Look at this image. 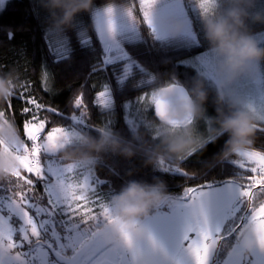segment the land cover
<instances>
[{
	"label": "snow or ice",
	"instance_id": "1",
	"mask_svg": "<svg viewBox=\"0 0 264 264\" xmlns=\"http://www.w3.org/2000/svg\"><path fill=\"white\" fill-rule=\"evenodd\" d=\"M10 3L11 0H0V15ZM139 3L143 19L161 50L191 57L176 62L175 66L191 64L203 71L210 83L214 81L212 58L198 47V27L191 18L190 6L194 4L201 16L218 7L219 0H191L190 5L184 0H139ZM82 15L77 17L74 25L76 47L67 30L47 29L46 34L58 36L55 42L47 44V49L55 65L69 63L77 48L95 57L89 62V72L103 74V90L93 96V107L107 117L103 129H113V84L120 92L131 85L133 90L143 93L121 105L124 125L131 138L139 128H151L139 114L141 103L148 104L153 116L165 120L173 128L181 123H192L190 116L182 122L169 119L170 110L188 102L185 84L190 80L169 82L158 91H145L154 86L157 76L137 58L136 50L146 41L139 35L130 9L94 5L89 14L93 24L91 32L88 24L80 19ZM177 25H183L180 41L173 39ZM5 35L9 41L15 38V32L11 30L5 31ZM179 44L186 46L180 53L176 51ZM145 51L150 52L151 48ZM48 76L45 65L42 82ZM41 90L47 91L43 86ZM13 100L21 103L20 129L26 141L24 155H17L23 172L16 175L23 179L26 187L18 191L12 182L0 183V264H213V255L221 241L229 242L230 251L226 256L237 257L227 264H264V202L257 203L264 201V148L249 149L241 153L239 159L224 161L242 170L241 175L230 180L235 187L218 194L209 192L206 183L199 188L187 189L184 197L189 223L179 242L173 238L168 214L157 210L144 222L147 235L142 241L117 248L108 245L99 231L111 221V210L102 195L110 179L95 174L94 167L85 169L69 164L60 151L72 138L80 139L82 131L100 130L90 123L84 94L75 97L71 102L73 112L68 113L45 105L30 92H19L7 102L4 110H0V116L15 117ZM134 111L137 115H133ZM48 114L63 121V126H53ZM206 124V143L210 148L214 145L210 142L214 139L210 135L212 122L207 120ZM258 132L264 134V127H258ZM0 146H3L2 142ZM190 159L191 156L182 160L181 166ZM201 165L207 169L219 164L211 158L201 161ZM102 167L111 177L119 175L115 164H103ZM166 167L168 171L188 178L182 167H175L173 161H169ZM77 169H85L77 173L84 183L74 185L68 181V176ZM85 189L91 193L90 197L85 194ZM181 207L177 203L170 206L173 211ZM89 220L96 222L94 228L86 227ZM253 228L261 239V246L248 253L240 246L239 240Z\"/></svg>",
	"mask_w": 264,
	"mask_h": 264
},
{
	"label": "trees",
	"instance_id": "2",
	"mask_svg": "<svg viewBox=\"0 0 264 264\" xmlns=\"http://www.w3.org/2000/svg\"><path fill=\"white\" fill-rule=\"evenodd\" d=\"M95 5L117 4L124 7H132L135 11H139V0H94ZM258 5H264V0H258ZM232 6L230 0H219L218 7L224 8ZM34 8V10H33ZM216 7H214L215 9ZM204 15L199 16L202 23L198 26V33L200 43L198 47L200 51L210 49L209 42L205 35ZM88 24V31L91 32L93 24L89 13H83L80 18ZM142 19V18H141ZM248 28L251 33L257 34L264 31V24L255 23L252 19L247 21ZM75 25V24H74ZM74 25L71 29H67L68 35L72 38L73 46L76 47ZM53 22L49 11L42 6V0H11L6 11L0 15V78H5L11 81L12 92L6 102L0 101V110H4L8 101L13 97L24 91L35 95L45 105L56 107L68 113L73 112L72 101L81 93L84 94L85 104L87 105L88 114L90 116V123L99 131H83L86 138L99 140L102 131H111L119 139L124 147L131 148L133 155H125L122 151H113L111 148H106L102 151H95L90 149L84 143H73L62 148L61 155L67 161H74L78 159H94L95 174L107 177L110 183L105 186L102 195L105 201L117 195L124 186L130 181H141L148 184H162L164 190L168 194L166 197L170 199L180 198L184 194L185 187L191 186L199 188L205 183L207 186H214L225 182H230L235 177L241 175V171L236 165L225 162L226 160H233L238 154L230 153L225 148V143L228 135L221 137H214L210 142L214 145L210 148L204 142L202 146L197 147L194 151L183 156L170 157L166 150L160 145L158 139H150L154 137V129L157 128L158 123H163L153 116L150 110L145 106L140 109L143 119L151 125V128L145 130L139 128L138 133L132 138L129 137L124 125L123 115L124 110L121 105L125 101H132L143 93L141 91L133 90L129 85L123 92L117 91L115 85L112 86V97L115 101V113L112 115L114 121L113 129H103L104 121L107 117L101 114L97 108L93 107V96L96 92L103 90V74L93 75L89 72V62L93 61L95 57L82 52L77 48L74 58L67 64L55 65L51 62L48 54L47 44L49 43L47 29H53ZM141 37L146 44H142L138 50L137 58L147 64L149 71L157 76V82L153 87L145 89V91L152 92L159 90V88L166 86L169 82H176L175 77H180L182 81H189L187 87L194 84L195 79H202L194 67L179 66L176 67L182 59L191 58L188 55H176L175 52L161 50L160 46L153 39V36L147 25L140 23ZM11 30L15 32V38L9 41L5 35V31ZM264 46V44L262 45ZM97 47H99L97 45ZM151 48L150 52L145 49ZM185 45L179 44L176 46L178 53L185 50ZM190 51V48H188ZM47 66L49 73L48 78L42 82L41 73L42 68ZM28 81L31 83L28 84ZM183 82V83H185ZM27 85V87H24ZM42 86L47 91H42ZM95 86V87H93ZM209 93L206 107L212 111L214 116L216 113V90L211 86H206ZM15 117L0 116V130L5 123H9L22 138L20 125L22 124V117L20 114L21 103L18 100L12 101ZM227 105H225V108ZM42 115H45L42 113ZM49 120L53 121V126H63L64 122L57 117L50 114L47 115ZM259 127H264V123L258 122ZM160 125V126H164ZM5 130V127H4ZM3 134H6L2 131ZM154 133V134H153ZM213 137V136H212ZM208 141V140H207ZM1 142V140H0ZM3 145V143H2ZM2 146H0L1 148ZM264 148V134L257 131L254 137V143L248 149L256 150ZM191 156V159L186 165L181 166L182 160ZM214 158L219 165L213 168L205 169L201 165V161H207ZM174 162V166L182 167V171L187 173L188 178L168 171L167 167H162L161 162ZM115 164L118 167L119 175L111 177L107 170L102 167L103 164ZM23 172V171H22ZM192 177H197L193 179ZM13 183V187L18 191H22L26 185L22 178L17 177L2 169L0 171V183ZM172 200L166 203L171 205Z\"/></svg>",
	"mask_w": 264,
	"mask_h": 264
},
{
	"label": "clouds",
	"instance_id": "3",
	"mask_svg": "<svg viewBox=\"0 0 264 264\" xmlns=\"http://www.w3.org/2000/svg\"><path fill=\"white\" fill-rule=\"evenodd\" d=\"M257 3L258 0H230L232 6L223 10L216 7L203 16L210 50L217 57V115L211 118L207 116L209 93L204 80L194 78L193 86L187 88L188 102L177 107L171 116V119L180 122L190 116L192 123H181L165 137L164 143L171 153L180 155L202 146L204 141L195 137L193 125L205 119L212 122L213 137L228 135L225 148L230 153L238 154L253 145L259 127L258 116L248 102L237 94L234 85L244 77L258 82L261 67L264 66V46L254 39L247 24L249 19L264 24V11H252ZM94 5V0H42V6L49 11L53 25L62 30L71 29L82 13L91 14ZM182 32L183 25H177L173 38H179ZM11 92V81L0 78V101L6 102ZM83 143L95 151L111 148L128 156L133 155L131 148L124 147L111 131H102L99 140L85 138ZM3 167L4 162L0 158V171ZM167 195L162 184L130 181L113 197L111 221L102 233L105 242L119 248L127 246L129 242L135 244L142 241L147 235L145 220L164 203ZM260 246L261 239L253 228L244 238L243 247L250 253Z\"/></svg>",
	"mask_w": 264,
	"mask_h": 264
},
{
	"label": "rangeland",
	"instance_id": "4",
	"mask_svg": "<svg viewBox=\"0 0 264 264\" xmlns=\"http://www.w3.org/2000/svg\"><path fill=\"white\" fill-rule=\"evenodd\" d=\"M184 2L186 5L191 4V0H184ZM106 5H111V6H114L117 8L130 9L132 11L133 17L135 18V21H136V24L138 27V31H139V35L141 36L140 23H142V21H143V23L146 24V22L143 19V12H142L140 6H139V11L136 12L135 9L132 7H124V6L117 5V4H106ZM252 11H264V5H258V6H256V9L252 10ZM190 13H191L192 20L195 21L197 23V25L199 26L200 23H202V21H201L202 19L199 17L200 16L199 10L196 8V6L194 4H192L190 6ZM52 27H53V29L62 30L61 28L55 27L54 25ZM181 35L179 36V38H175V39L173 38V39L176 41H180ZM253 37L261 45L264 44V31L261 33L254 34ZM48 38H49V42L50 41L55 42L57 40L58 36L49 34ZM204 53L205 54L209 53L211 58H212V72L215 76V80L210 83L207 75L203 71H200L195 67H194V69L196 70L197 74L200 77H202V79L205 82V85L213 87L217 92L219 89V78L217 76L216 67H215L217 57L210 49L204 51ZM188 59H191V58H188ZM196 63L199 64V63H201V61H196ZM188 66H192V65L189 64ZM180 80H182L180 77H175L176 82H180ZM183 82H185V81H182L181 83H183ZM185 86H187V85H185ZM234 89L237 92V94L241 98H243L246 102H248V104L251 106V108L255 111V113L258 116V122L264 123V66L261 67V75H260L258 82L252 81V80L248 79L247 77H244L234 85ZM156 91H158V90H156ZM148 103H150V101ZM145 106L148 108V104L141 103L139 108L142 109ZM206 110H207V116L209 118L215 117L214 114L212 113V111H210L207 107H206ZM133 115H137V113L134 111ZM207 120H209V119L200 120L193 125L194 130H195V137L198 139H203L204 142H206L208 140L207 124H206ZM203 121L205 122V125L203 124ZM147 123L149 124V121H147ZM160 125H164V124L158 123L156 125L157 128L154 129L155 134L154 133L153 134H154V137H156L158 139L160 145L166 150V152L169 154L170 157L183 156L185 154L190 153V152H185V153H182L180 155H176V154L171 153L168 150L167 145L164 143V140H165V137L168 136L175 128H173L171 124L166 125V126L165 125L160 126ZM4 127H5V130H4ZM4 127L2 126L1 129L6 134H3L1 130H0V133L3 135L6 143L2 142L3 146L0 148V158H2V160L4 162L3 170L16 175L17 172L22 173V171H23V166L21 164V161L19 159H17V155L18 154L24 155V143L26 141H24V138H22L21 135L18 132H16L15 129L9 123H5ZM210 135L213 136L212 133H210ZM80 137H81L80 139L72 138L68 143H66L64 145V147L66 145L73 144V143H83V141L86 138L83 131L80 133ZM247 150H249V149L246 148L244 150H241L238 153V155L235 156L234 159H239L240 154L247 151ZM94 162L95 161L93 158H88V159H78V160H74V161L72 160L68 163L73 164V165H78L82 168L87 169L89 167H94ZM161 165H162V167H166L167 163L161 162ZM85 169L74 170L73 173L68 176V181L74 185H76L78 182L84 183V180L82 177H79V178L77 177V173L78 172H84ZM235 186H236L235 183L230 184V182H225V183L214 185V186H208L207 190L211 193L218 194V193H223L226 190H228L230 187H235ZM189 187H191V186L185 187L184 194ZM87 192H88V189H85V194L90 197L91 193H87ZM78 193H79V189H78ZM184 194L181 195V197L177 198V199H170L167 197L165 198V201H164L165 203H168L172 200L171 205H173L174 203L182 205V207L179 208L178 210L173 211V209L170 207L169 208H161L159 206L153 211V214H155L157 210H159L161 213H167L168 214V217H167L168 223H169V226L171 228L173 238L176 242H179L182 239L183 233L186 230L188 223H189L188 216L186 215L187 207H186V201H185ZM112 200H113V198L112 199L110 198L109 200L107 198V200L104 201L109 206V208L111 210V214H112ZM260 202H264V201H258V203H260ZM221 204H223V201H221ZM97 215H99V213H97ZM213 215H215V213ZM95 223H96L95 221L89 220L87 222L86 227L94 228ZM107 225L108 224H105L103 226L107 227ZM250 230L251 229L246 231L239 240L240 246L243 249H244L243 240L247 235L250 234ZM108 245H110V244H108ZM110 246H112V245H110ZM220 246L218 245V247H220ZM112 247H114V246H112ZM228 247H229V242L228 241L223 242L222 246L220 247L221 253L217 257L218 258L217 264H227V261L237 259V257L235 255L226 256L227 251H230V249ZM218 249L215 251V253L213 255V260H214L215 255L217 254Z\"/></svg>",
	"mask_w": 264,
	"mask_h": 264
},
{
	"label": "flooded vegetation",
	"instance_id": "5",
	"mask_svg": "<svg viewBox=\"0 0 264 264\" xmlns=\"http://www.w3.org/2000/svg\"><path fill=\"white\" fill-rule=\"evenodd\" d=\"M182 195H183V194H182ZM180 197H181V195H180ZM257 203H258V202H257ZM167 206L170 207L171 205H167ZM160 207H161V208H169V207H166V203H165V202L162 203V204L160 205ZM105 228H106L105 226H102V227L99 229V231H100L101 234L103 233V230H104ZM222 244H223V241L220 242L219 246H220V245L222 246ZM221 246H220V247H221ZM220 247H218V248H219V249H218V251H219L218 256H219L220 253H221V252H220V251H221ZM218 251H217V252H218ZM216 255H217V254H216ZM216 255H215V257H214L213 264H217V262H218V260H217L218 258H217ZM106 259H107V258H106Z\"/></svg>",
	"mask_w": 264,
	"mask_h": 264
},
{
	"label": "water",
	"instance_id": "6",
	"mask_svg": "<svg viewBox=\"0 0 264 264\" xmlns=\"http://www.w3.org/2000/svg\"><path fill=\"white\" fill-rule=\"evenodd\" d=\"M185 88L187 89V87L185 86ZM188 91V90H187ZM188 96H189V92H188ZM181 105H183V104H179V105H177L174 109H172V110H170V112H169V119H171V116H172V114H173V112H174V110L177 108V107H179V106H181ZM171 120H173V119H171ZM165 121V120H164ZM176 121V120H175ZM166 122V121H165ZM218 254H219V251L217 252V257H218Z\"/></svg>",
	"mask_w": 264,
	"mask_h": 264
},
{
	"label": "built area",
	"instance_id": "7",
	"mask_svg": "<svg viewBox=\"0 0 264 264\" xmlns=\"http://www.w3.org/2000/svg\"><path fill=\"white\" fill-rule=\"evenodd\" d=\"M0 140H1V142L6 143L4 137H3V135L1 133H0Z\"/></svg>",
	"mask_w": 264,
	"mask_h": 264
}]
</instances>
